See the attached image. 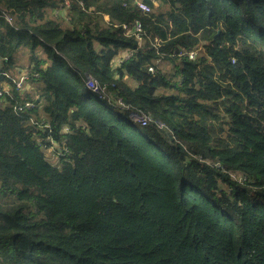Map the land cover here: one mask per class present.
Returning <instances> with one entry per match:
<instances>
[{
    "label": "trees",
    "instance_id": "trees-1",
    "mask_svg": "<svg viewBox=\"0 0 264 264\" xmlns=\"http://www.w3.org/2000/svg\"><path fill=\"white\" fill-rule=\"evenodd\" d=\"M21 52L0 264H264V0H0V73Z\"/></svg>",
    "mask_w": 264,
    "mask_h": 264
},
{
    "label": "built area",
    "instance_id": "built-area-1",
    "mask_svg": "<svg viewBox=\"0 0 264 264\" xmlns=\"http://www.w3.org/2000/svg\"><path fill=\"white\" fill-rule=\"evenodd\" d=\"M152 1H154V0H152ZM137 5L139 6V8L143 12H149L148 6L144 5L143 3L138 2ZM58 12L59 11H56V10L53 11V13H55V15H58ZM4 18H5V20H6V22L8 24H10V25L12 24V18H10L7 14H4ZM122 28H123V30L126 33H129L128 35L133 34L138 40H142L140 35H139L140 26H139L138 23H135V25H134V27H133L131 32L129 31V28L127 26H123ZM178 56L179 57L187 56L188 59L192 60L195 57V52H187V53L186 52L185 53L184 52H180V53H178ZM128 57H129V55L126 53L120 58V60L117 59L116 63L120 62L121 59H126ZM2 61L3 60L0 59V62H2ZM148 70L152 71V68L148 67ZM0 76H4V78H5L4 81H0V100L3 99L6 96H10L11 95V92H10L11 87L9 86L10 84L14 86V90H16V91L17 90H21V89L25 88L24 85L28 82V79H29V74H28L27 70L26 71L22 70L20 72L13 71L10 74H8V73H0ZM84 84H85L86 88L90 92H92V94H94V95L99 97V100L106 101V103L108 105H110V106L116 107V105H118V106H121L122 108H127V107H124V105L121 102V100H119L118 103L113 104L111 96H109L107 94V92H105L103 89L98 87L96 81H94L91 77L85 78ZM33 106L34 105L31 104V103H24V104H20V105L16 104L14 109L16 111H18V112H22L23 110L32 108ZM134 122H136L138 126L145 127L150 122V119L147 116H138V115H136L135 118H134ZM159 125H160V127H163L162 124H159Z\"/></svg>",
    "mask_w": 264,
    "mask_h": 264
},
{
    "label": "rangeland",
    "instance_id": "rangeland-1",
    "mask_svg": "<svg viewBox=\"0 0 264 264\" xmlns=\"http://www.w3.org/2000/svg\"><path fill=\"white\" fill-rule=\"evenodd\" d=\"M56 11H59L58 9ZM53 16H57L55 15V13H52ZM37 54L39 56H42V45H39V47L37 48ZM17 66L22 68L23 70H27L26 67L28 65V62H27V53H24V52H21L18 57H17ZM170 68V66H169ZM16 71V70H15ZM128 83H130L132 86H134L135 84L133 82H129L127 80ZM31 90V89H30ZM28 90V91H30ZM119 102V99L116 100V103ZM112 111L114 112V114H118V113H121L122 111L120 109H117V108H112ZM129 119L131 120V122L133 124H135L138 128H140L136 122H134V120L129 117ZM44 151V154H45V157L47 158L48 162L53 165V166H58V156H57V153L55 152V147L54 146H50L46 149H43Z\"/></svg>",
    "mask_w": 264,
    "mask_h": 264
},
{
    "label": "crops",
    "instance_id": "crops-1",
    "mask_svg": "<svg viewBox=\"0 0 264 264\" xmlns=\"http://www.w3.org/2000/svg\"><path fill=\"white\" fill-rule=\"evenodd\" d=\"M59 14V13H58ZM20 71H22V69H17L16 70V72H20ZM24 87L27 89V90H30L31 89V87L29 86V83L27 82L25 85H24Z\"/></svg>",
    "mask_w": 264,
    "mask_h": 264
},
{
    "label": "bare ground",
    "instance_id": "bare-ground-1",
    "mask_svg": "<svg viewBox=\"0 0 264 264\" xmlns=\"http://www.w3.org/2000/svg\"><path fill=\"white\" fill-rule=\"evenodd\" d=\"M92 93V92H91ZM92 95H94V94H92ZM96 96V95H95ZM98 99H99V97H98ZM106 102V101H105ZM108 105V104H107ZM109 107H111V108H116V107H114V106H110V105H108ZM140 128H143V126H139Z\"/></svg>",
    "mask_w": 264,
    "mask_h": 264
}]
</instances>
